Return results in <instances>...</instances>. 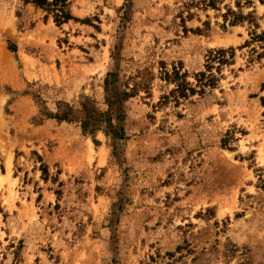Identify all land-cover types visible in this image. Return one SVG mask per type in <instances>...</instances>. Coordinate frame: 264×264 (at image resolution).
I'll use <instances>...</instances> for the list:
<instances>
[{
	"label": "rangeland",
	"instance_id": "obj_1",
	"mask_svg": "<svg viewBox=\"0 0 264 264\" xmlns=\"http://www.w3.org/2000/svg\"><path fill=\"white\" fill-rule=\"evenodd\" d=\"M68 12L0 0V264H264V0Z\"/></svg>",
	"mask_w": 264,
	"mask_h": 264
},
{
	"label": "trees",
	"instance_id": "obj_2",
	"mask_svg": "<svg viewBox=\"0 0 264 264\" xmlns=\"http://www.w3.org/2000/svg\"><path fill=\"white\" fill-rule=\"evenodd\" d=\"M25 4H31L35 8L42 10L43 12H46L47 14H50L53 18V21L56 25H62L65 24L73 18L70 16L68 12V6L69 1L72 0H22ZM255 38L260 39L264 41V35L262 34L260 37L255 36ZM228 55V58H227ZM233 56V49L228 50H215L209 53L208 61H209V68L212 69L211 65L212 63L216 62L219 66L227 64L228 60L231 59ZM198 84L199 87H212L214 85L215 79L212 74L205 76L204 74L198 75ZM106 85L108 86V82H106ZM186 89L185 87H180L179 91L177 90V95L179 94L181 97H185ZM191 93H194V90H190ZM178 95V96H179ZM178 99V97H177ZM112 103V102H111ZM111 103H109L111 105ZM86 115H88V111L85 110ZM102 117H105L106 115H101ZM107 117V116H106ZM109 118V117H108ZM88 120L91 118L87 117ZM110 119V118H109ZM100 120L99 118L94 120L92 123V126L99 125ZM114 134V133H113ZM116 136V133L114 134ZM122 138V128H119V137L118 139Z\"/></svg>",
	"mask_w": 264,
	"mask_h": 264
}]
</instances>
